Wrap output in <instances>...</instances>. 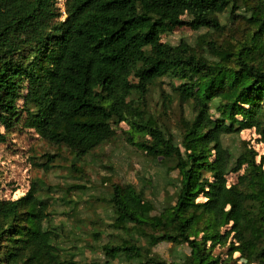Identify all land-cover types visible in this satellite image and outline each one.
<instances>
[{
  "label": "trees",
  "instance_id": "1",
  "mask_svg": "<svg viewBox=\"0 0 264 264\" xmlns=\"http://www.w3.org/2000/svg\"><path fill=\"white\" fill-rule=\"evenodd\" d=\"M229 7L244 9L243 32L220 40L211 34L226 30L220 15ZM66 12L61 19L55 0H0V122L24 113L26 128L77 159L126 122L131 144L179 173L158 214L145 189L114 184L108 203L120 235L103 246V263L86 264H264V158L225 144L244 129L264 139V0H67ZM183 26L210 32L201 49L162 40ZM164 77L181 81L180 139L147 109ZM44 156L48 170L55 154ZM49 207L35 188L0 198V264H76ZM162 242L191 253L169 262L153 250ZM227 242L229 256L215 255Z\"/></svg>",
  "mask_w": 264,
  "mask_h": 264
},
{
  "label": "rangeland",
  "instance_id": "2",
  "mask_svg": "<svg viewBox=\"0 0 264 264\" xmlns=\"http://www.w3.org/2000/svg\"><path fill=\"white\" fill-rule=\"evenodd\" d=\"M243 14L244 9L233 12L229 7L220 15L226 30L211 35L222 40L232 36L235 29L242 33V27L237 26H244L241 21ZM205 33L210 32L183 26L163 35L162 40L173 45L187 40L201 49L203 44L199 39ZM206 53L209 54L207 50ZM180 84L179 79L164 77L147 98V109L151 115L177 139L181 135L180 119L187 111L174 89ZM212 112L215 116L219 114L214 107ZM21 117L20 121H14L10 126L0 122V128L7 136L6 141L0 143V198L17 199L31 188L45 196L50 205L49 224L60 234L62 246L75 254L76 264L103 263L107 259L103 246L120 235L119 229L111 227L115 213L108 203L114 184L132 183L145 189L147 198L155 206L153 214H158L166 205L170 197L168 194L175 192L178 170L171 169L161 159H154L131 144L126 122L114 124L116 135L113 140L77 159L67 147L50 144L34 129L26 128L25 114ZM225 144L235 153L245 146L253 147L258 152V159L264 158V139L255 129L230 134L225 137ZM46 153L55 154L48 170L45 168ZM238 177L239 174L230 173L228 183L236 182ZM229 244H218L214 254L226 259ZM153 250L169 262H180L191 253L187 244L170 242H162ZM238 256L239 253L234 254V257ZM124 261V264H130ZM120 262L122 260L119 259L114 264ZM238 264L247 263L243 259Z\"/></svg>",
  "mask_w": 264,
  "mask_h": 264
},
{
  "label": "built area",
  "instance_id": "3",
  "mask_svg": "<svg viewBox=\"0 0 264 264\" xmlns=\"http://www.w3.org/2000/svg\"><path fill=\"white\" fill-rule=\"evenodd\" d=\"M56 1V5L59 9V11L61 12V19H65L67 16V12H66V3L67 0H55Z\"/></svg>",
  "mask_w": 264,
  "mask_h": 264
}]
</instances>
